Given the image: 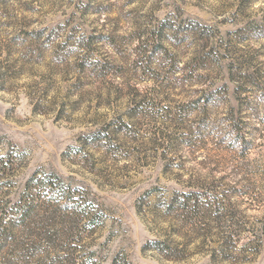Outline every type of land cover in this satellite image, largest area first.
Masks as SVG:
<instances>
[{"label": "rangeland", "instance_id": "1", "mask_svg": "<svg viewBox=\"0 0 264 264\" xmlns=\"http://www.w3.org/2000/svg\"><path fill=\"white\" fill-rule=\"evenodd\" d=\"M0 264H264V0H0Z\"/></svg>", "mask_w": 264, "mask_h": 264}, {"label": "trees", "instance_id": "2", "mask_svg": "<svg viewBox=\"0 0 264 264\" xmlns=\"http://www.w3.org/2000/svg\"><path fill=\"white\" fill-rule=\"evenodd\" d=\"M31 184H34L35 185V189H37L38 187L40 188H43V187H50L51 189L53 188H57L58 186H60V188H62L64 185L62 180L55 176V175H50V176H47L43 179L39 178V179H36V176L31 180ZM30 184V185H31ZM30 185L28 186L29 188V191H30Z\"/></svg>", "mask_w": 264, "mask_h": 264}]
</instances>
